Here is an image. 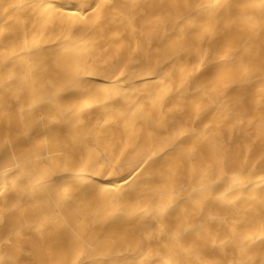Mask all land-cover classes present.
Instances as JSON below:
<instances>
[{
	"label": "bare ground",
	"instance_id": "obj_1",
	"mask_svg": "<svg viewBox=\"0 0 264 264\" xmlns=\"http://www.w3.org/2000/svg\"><path fill=\"white\" fill-rule=\"evenodd\" d=\"M0 264H264V0H0Z\"/></svg>",
	"mask_w": 264,
	"mask_h": 264
}]
</instances>
